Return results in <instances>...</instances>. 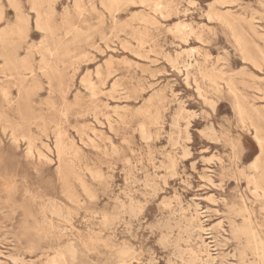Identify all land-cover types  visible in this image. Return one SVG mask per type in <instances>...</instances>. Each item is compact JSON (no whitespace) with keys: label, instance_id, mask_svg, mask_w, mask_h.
Returning a JSON list of instances; mask_svg holds the SVG:
<instances>
[{"label":"rangeland","instance_id":"374dc122","mask_svg":"<svg viewBox=\"0 0 264 264\" xmlns=\"http://www.w3.org/2000/svg\"><path fill=\"white\" fill-rule=\"evenodd\" d=\"M0 38V264H256L264 0H0Z\"/></svg>","mask_w":264,"mask_h":264},{"label":"bare ground","instance_id":"6f19581e","mask_svg":"<svg viewBox=\"0 0 264 264\" xmlns=\"http://www.w3.org/2000/svg\"><path fill=\"white\" fill-rule=\"evenodd\" d=\"M110 2V1H109ZM114 2V1H113ZM194 5V4H193ZM36 6V5H35ZM37 11V10H35ZM38 12V11H37ZM39 14V13H37ZM150 17V16H149ZM48 22V21H47ZM27 23V22H26ZM44 22H41L39 23L38 25L42 24ZM45 24V23H44ZM47 24V23H46ZM20 25V24H19ZM14 28V27H13ZM42 28V25L41 27ZM46 28V27H45ZM50 28V27H49ZM21 29V28H20ZM44 29V28H42ZM24 30V29H23ZM45 30V29H44ZM52 30V29H51ZM22 31V29L20 30ZM19 28L18 27H15V33H17V36L20 35L19 34ZM13 32V31H12ZM47 32V31H46ZM10 33V32H9ZM24 33V32H23ZM8 34V33H7ZM14 34V33H13ZM5 35V34H4ZM2 36V35H1ZM20 37V36H19ZM1 39V38H0ZM4 39V38H3ZM1 39V40H3ZM21 39V38H20ZM48 52V51H47ZM17 59V58H16ZM15 60V59H14ZM26 60V59H25ZM20 61V60H19ZM21 62V61H20ZM5 63V62H4ZM24 63V62H23ZM22 63V64H23ZM18 64V63H17ZM20 64V63H19ZM21 65V64H20ZM19 65V66H20ZM15 66V65H13ZM7 67V66H6ZM21 72H18L17 73V76H18V79L20 80L19 82H21L22 85H24V83L27 81V74H25V72H28V74L31 76V77H34L30 72H31V68L29 67V64L26 65V63L23 64L22 68H21ZM198 70V69H197ZM201 76L204 77V78H207L208 81L210 82L211 86L213 87V90L215 92H220V88H219V85L217 84V76L215 74H212V73H209V72H204V71H199ZM15 73V72H14ZM227 91L229 94H231L234 99H235V108H236V111L238 113V116L242 117V115L244 114V107L243 105L240 104V102L238 101V94L236 92V89L234 88L233 84L231 82H229V84H225V87H227ZM6 87V86H5ZM1 88V87H0ZM2 89V88H1ZM198 89V88H197ZM23 90H24V96H25V99L27 102H29V98H30V92L32 91L31 88L29 87H23ZM2 92L4 91L1 90ZM0 91V92H1ZM6 94V93H4ZM3 94V95H4ZM9 101V100H8ZM241 120V119H240ZM42 127H44L42 125ZM41 128V127H40ZM43 129V128H42ZM44 131V130H43ZM258 131V130H257ZM42 132V131H41ZM255 135H257L256 131H254ZM13 134V133H12ZM61 133L59 132L57 134V148H58V153L59 155H62L63 152H61L60 150V144L61 143ZM15 136L13 135V138ZM26 143L30 146V147H33V137L31 136V132L29 130L26 131V133L24 134V136H22ZM12 139V138H11ZM20 139V138H19ZM16 140V139H15ZM14 140V141H15ZM35 142V141H34ZM147 142V141H146ZM16 144V143H15ZM260 147L262 148V145L259 144ZM35 146V145H34ZM29 151H31V149H29ZM28 155V154H27ZM64 155V154H63ZM175 159V158H174ZM250 169L253 170L254 172H256L259 167L257 165V163H253L251 166H250ZM203 171V170H202ZM264 172V169L263 171ZM247 180H248V183L252 185V188H253V196L257 199H264V186H260L257 182V179L255 178V176H250L248 175L247 177ZM163 185V184H162ZM166 185V184H165ZM223 191V190H222ZM133 202V201H132ZM168 206V205H167ZM171 207V206H170ZM246 208V207H245ZM244 208V209H245ZM182 209V208H181ZM246 210V209H245ZM141 212V211H140ZM243 212V211H242ZM246 212V211H244ZM218 214V213H217ZM246 214V213H245ZM249 214V213H248ZM253 216V215H252ZM166 221V220H165ZM242 226L239 228L238 232L239 234L244 238L245 242H246V246L248 248L249 251H251V254L253 255V257L255 258L256 260V264H261L264 262V240H262L258 233L253 229V227L251 226V222H250V219L249 217L247 216H243L242 217ZM158 225V224H157ZM168 225V224H167ZM240 226V225H239ZM127 227V226H126ZM236 228V226H235ZM225 239V238H224ZM71 244V243H70ZM203 244V243H202ZM221 245V244H220ZM126 247V246H124ZM122 250V249H121ZM123 251V250H122ZM130 252V251H128ZM134 252V251H133ZM118 253V252H117ZM125 253L127 254V252L125 251ZM68 256H69V261H67L64 257V253L60 252L59 253V256L57 259L55 260H52L51 261V264H74L75 263V250L73 249V247H69L67 250H66V253ZM124 254V251L123 253L119 254V255H122ZM132 255V254H131ZM130 255V256H131ZM133 256V255H132ZM240 259L242 261V264H243V259L245 257L244 253H240ZM126 257V256H125ZM122 259V257H121ZM128 259V258H127ZM123 261V260H121ZM121 264V263H119ZM124 264V263H123ZM148 264V263H147Z\"/></svg>","mask_w":264,"mask_h":264}]
</instances>
